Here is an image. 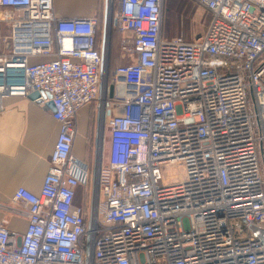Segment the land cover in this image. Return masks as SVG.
Listing matches in <instances>:
<instances>
[{"label": "built area", "instance_id": "built-area-1", "mask_svg": "<svg viewBox=\"0 0 264 264\" xmlns=\"http://www.w3.org/2000/svg\"><path fill=\"white\" fill-rule=\"evenodd\" d=\"M193 1L209 23L188 40L164 35L165 0H116L126 63L102 75L98 17L0 0V113L39 92L60 124L41 191L0 204L27 219L23 234L0 222V264H264V0ZM98 100L119 113L93 201L92 165L73 149Z\"/></svg>", "mask_w": 264, "mask_h": 264}, {"label": "crops", "instance_id": "crops-1", "mask_svg": "<svg viewBox=\"0 0 264 264\" xmlns=\"http://www.w3.org/2000/svg\"><path fill=\"white\" fill-rule=\"evenodd\" d=\"M54 8L59 18L96 16L100 24L98 0H54ZM102 15L104 25L105 14ZM113 45L110 49L111 58L107 49L108 67L109 64H114L113 66L116 67L122 65L124 60L113 53L115 49ZM44 60L48 58H33L36 62ZM49 103L46 107H41L32 100L22 97L8 98L3 103L6 110L0 113V204L2 205L10 204L21 187L36 194L42 189L60 132V124L53 118ZM118 113L119 110L113 105L108 104L104 107L100 100L82 108L78 117V133L73 154L89 163L88 148L93 146L95 151L98 144H102L103 151L107 154L110 141L108 122ZM78 198L79 196L76 203L80 204ZM5 217L9 220L7 227L10 231L18 234L25 232L26 218L12 216L0 209V222Z\"/></svg>", "mask_w": 264, "mask_h": 264}, {"label": "rangeland", "instance_id": "rangeland-1", "mask_svg": "<svg viewBox=\"0 0 264 264\" xmlns=\"http://www.w3.org/2000/svg\"><path fill=\"white\" fill-rule=\"evenodd\" d=\"M99 1V10H98V16H100V24L98 29V39L101 42L103 37V15L105 14V7H106V0H98ZM169 0H165L164 2V13H163V23H164V35L167 37H175V36H183L184 38L188 40H193L195 37L201 35L208 23H209V15L208 13L199 6L196 2L193 0H173L172 5L169 9ZM118 8V3L116 0H108V12L110 15H114L116 13V10ZM1 34H8L7 31L4 29L2 30ZM109 41L107 43V49H109V56H110V49H113L115 54L118 55V58L121 56V49H120V40H121V34L119 31L112 25L109 33ZM111 40V41H110ZM111 46V47H110ZM120 61V60H119ZM121 63V61H120ZM126 63V61L123 60L122 64ZM110 67V65H109ZM108 69H111L109 68ZM94 147L90 146L88 148L89 151V163L92 165V171H93V165H95L96 160H94ZM102 150L103 146L102 144H98L96 147V151ZM101 154V153H100ZM107 159L106 152L103 151V161L105 162ZM94 160V161H93ZM96 170H97V163H96ZM168 175L170 174H179L178 167L177 166H168V169L166 171ZM88 192L84 191V189H81L79 192V198L78 201L80 204L87 203L86 198H88ZM85 200V201H84ZM92 205V204H91ZM256 233L260 236L261 239L264 240V230H257Z\"/></svg>", "mask_w": 264, "mask_h": 264}, {"label": "water", "instance_id": "water-1", "mask_svg": "<svg viewBox=\"0 0 264 264\" xmlns=\"http://www.w3.org/2000/svg\"><path fill=\"white\" fill-rule=\"evenodd\" d=\"M114 25H116V22H114ZM111 19H110V14L108 12V0H106V7H105V17H104V25H103V37H102V48H101V51H102V66H101V73L102 75H104V71L105 69L108 68V64H107V43L109 41V33H110V29H111ZM102 80H103V77H102ZM40 94L39 92H35L33 94H31L29 96V99L30 100H35L37 99L38 97H40ZM48 97H50L48 95ZM113 97V88L111 87L110 88V93H109V99H111ZM49 107L51 108V110L54 112V105L53 103H49ZM97 147V146H96ZM94 160H96V150H95V155H94ZM96 163H97V160L95 162V165H93V178H92V200L94 201V195H95V184H96V181H95V177H96ZM93 207H94V203L92 202V205H91V213H92V216H93ZM92 216L90 218V221H89V226L91 225L92 223Z\"/></svg>", "mask_w": 264, "mask_h": 264}, {"label": "trees", "instance_id": "trees-1", "mask_svg": "<svg viewBox=\"0 0 264 264\" xmlns=\"http://www.w3.org/2000/svg\"><path fill=\"white\" fill-rule=\"evenodd\" d=\"M170 1V4H169V9L168 10H170V7H171V5H172V1L173 0H169ZM110 58H111V54H110ZM110 65V67L109 68H111L110 70H112V69H114V67H116V66H113L114 64H109ZM81 189H83V188H80L79 189V192L81 191ZM85 191V190H84ZM86 200V199H85Z\"/></svg>", "mask_w": 264, "mask_h": 264}]
</instances>
